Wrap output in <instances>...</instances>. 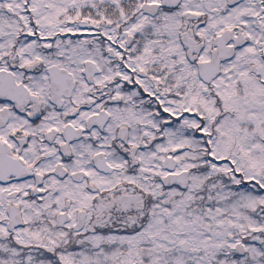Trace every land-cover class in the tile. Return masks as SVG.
I'll use <instances>...</instances> for the list:
<instances>
[{
    "label": "snow or ice",
    "instance_id": "1",
    "mask_svg": "<svg viewBox=\"0 0 264 264\" xmlns=\"http://www.w3.org/2000/svg\"><path fill=\"white\" fill-rule=\"evenodd\" d=\"M0 264H264V0H0Z\"/></svg>",
    "mask_w": 264,
    "mask_h": 264
}]
</instances>
